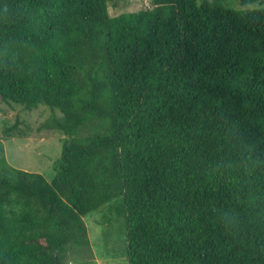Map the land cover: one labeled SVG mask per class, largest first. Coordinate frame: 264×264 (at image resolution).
I'll return each mask as SVG.
<instances>
[{"label": "trees", "instance_id": "obj_1", "mask_svg": "<svg viewBox=\"0 0 264 264\" xmlns=\"http://www.w3.org/2000/svg\"><path fill=\"white\" fill-rule=\"evenodd\" d=\"M121 1L0 0V104L67 137L52 182L0 140V264H97L106 210L128 264H264V8Z\"/></svg>", "mask_w": 264, "mask_h": 264}, {"label": "rangeland", "instance_id": "obj_2", "mask_svg": "<svg viewBox=\"0 0 264 264\" xmlns=\"http://www.w3.org/2000/svg\"><path fill=\"white\" fill-rule=\"evenodd\" d=\"M237 9L251 10L264 8V0H256L245 4L242 0H233ZM230 0L223 2L234 7ZM152 7V0H122L110 5L109 13L116 17L123 13H133ZM4 113L0 112V140L3 142L8 164L17 170L37 173L48 182L56 177V163L61 159L63 141L67 138L51 125L52 118L61 117L53 114L48 108L27 112L20 107H9L0 104ZM18 123L22 136L7 138L4 125ZM110 218V222L106 221ZM92 246L93 256L97 264H128L126 254L125 220L119 219L115 212L107 210L93 214L84 219Z\"/></svg>", "mask_w": 264, "mask_h": 264}, {"label": "water", "instance_id": "obj_3", "mask_svg": "<svg viewBox=\"0 0 264 264\" xmlns=\"http://www.w3.org/2000/svg\"><path fill=\"white\" fill-rule=\"evenodd\" d=\"M57 258H58V254L55 255V259H56V260H57Z\"/></svg>", "mask_w": 264, "mask_h": 264}]
</instances>
